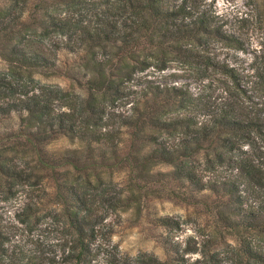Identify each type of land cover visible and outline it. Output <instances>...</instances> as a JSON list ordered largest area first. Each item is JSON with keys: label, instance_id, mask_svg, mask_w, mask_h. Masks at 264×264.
<instances>
[{"label": "trees", "instance_id": "obj_1", "mask_svg": "<svg viewBox=\"0 0 264 264\" xmlns=\"http://www.w3.org/2000/svg\"><path fill=\"white\" fill-rule=\"evenodd\" d=\"M225 25L213 0H0V264H264V46ZM124 219L162 255L122 250Z\"/></svg>", "mask_w": 264, "mask_h": 264}, {"label": "rangeland", "instance_id": "obj_2", "mask_svg": "<svg viewBox=\"0 0 264 264\" xmlns=\"http://www.w3.org/2000/svg\"><path fill=\"white\" fill-rule=\"evenodd\" d=\"M213 8L225 22L226 28L234 32L244 41L245 51L236 52L239 57L244 60H249L255 49L264 46V0H213ZM172 70L174 69L170 68L165 73ZM37 77L41 82L46 83L62 84L64 82L61 76L37 74ZM77 145L78 143L76 141H72L65 136H59L53 139L47 145V148L49 150H63ZM15 206L10 207L9 205L11 215ZM156 208L161 214L172 215L183 214L186 210L183 205L172 201H158ZM45 221L46 219L43 222ZM40 232L41 230H35L33 239L42 237ZM48 237H52L51 233L48 234ZM50 240L52 239L50 238ZM113 241L125 251L136 252L138 250H147L153 251L159 256L162 255L161 250L147 236V231L143 229L142 225L132 224L125 219L116 226Z\"/></svg>", "mask_w": 264, "mask_h": 264}]
</instances>
